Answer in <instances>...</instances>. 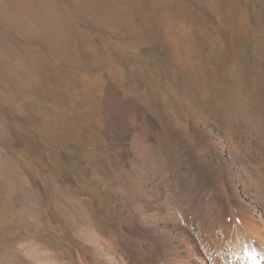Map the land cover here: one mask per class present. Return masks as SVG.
Wrapping results in <instances>:
<instances>
[{
	"label": "rangeland",
	"instance_id": "rangeland-1",
	"mask_svg": "<svg viewBox=\"0 0 264 264\" xmlns=\"http://www.w3.org/2000/svg\"><path fill=\"white\" fill-rule=\"evenodd\" d=\"M196 116L264 132V0H0V264H79L151 152L219 178Z\"/></svg>",
	"mask_w": 264,
	"mask_h": 264
},
{
	"label": "bare ground",
	"instance_id": "bare-ground-1",
	"mask_svg": "<svg viewBox=\"0 0 264 264\" xmlns=\"http://www.w3.org/2000/svg\"><path fill=\"white\" fill-rule=\"evenodd\" d=\"M191 129L204 156L216 155L220 177L187 146L173 164L152 152L135 161L145 181L137 180L135 194L121 192L118 234L93 225L82 235L79 264H264V132L237 140L201 116Z\"/></svg>",
	"mask_w": 264,
	"mask_h": 264
}]
</instances>
